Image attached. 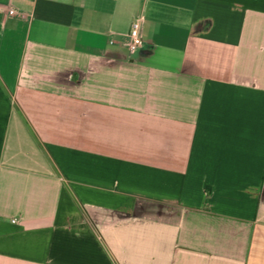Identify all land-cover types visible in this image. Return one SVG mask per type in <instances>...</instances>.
Returning <instances> with one entry per match:
<instances>
[{
    "label": "crops",
    "instance_id": "1",
    "mask_svg": "<svg viewBox=\"0 0 264 264\" xmlns=\"http://www.w3.org/2000/svg\"><path fill=\"white\" fill-rule=\"evenodd\" d=\"M0 264H264V0H0Z\"/></svg>",
    "mask_w": 264,
    "mask_h": 264
},
{
    "label": "built area",
    "instance_id": "2",
    "mask_svg": "<svg viewBox=\"0 0 264 264\" xmlns=\"http://www.w3.org/2000/svg\"><path fill=\"white\" fill-rule=\"evenodd\" d=\"M15 10H10L11 13H14ZM142 25L143 19L142 17H136L131 25L130 30V49L131 51H136L143 43L142 36Z\"/></svg>",
    "mask_w": 264,
    "mask_h": 264
}]
</instances>
